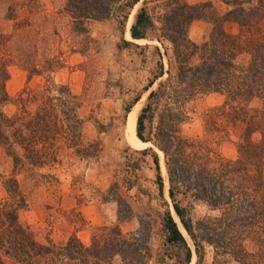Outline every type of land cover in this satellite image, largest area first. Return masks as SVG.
Returning a JSON list of instances; mask_svg holds the SVG:
<instances>
[{
    "label": "trees",
    "instance_id": "trees-1",
    "mask_svg": "<svg viewBox=\"0 0 264 264\" xmlns=\"http://www.w3.org/2000/svg\"><path fill=\"white\" fill-rule=\"evenodd\" d=\"M140 1L67 0V10L76 25L85 29L89 21H105L118 14L127 19ZM153 1L162 3L151 9L148 1L144 2L131 36L147 39L150 32L159 30L160 37L172 45L177 72H166L164 63H160L156 79L147 89L166 73L169 78L150 94L138 120L137 135L143 142H154L165 154L174 210L194 242L199 262L204 258L205 244H209L217 257L229 256L239 264H264V0H227L232 7L225 14L217 12L210 1ZM162 6L164 12L158 15L155 10ZM198 20L213 24L209 40L202 44L189 38V29ZM230 22L239 26V33L227 31ZM245 55L249 58L240 61ZM6 56L5 44L0 40V145L13 157L16 170L57 163L67 149L75 150L82 158L99 156L103 152L101 143L84 141L86 121L76 109L79 98L67 86L53 85L41 94L22 95L18 98L21 110L14 116L6 114L2 107L9 98ZM211 92L225 94L227 101L207 116V131L238 128L242 135L236 159L224 157L209 140H192L181 133L180 126L189 118L190 103ZM255 101L262 103L261 107H252ZM156 117V131L146 136V119ZM146 151L154 153L157 181L164 193L160 156L153 148ZM4 186L7 197L0 199V264H7L6 258L23 264H37V260H45V264H112L116 257H121L124 264L149 263L151 233L146 221L141 222L137 232L129 234L119 224L101 228L91 245L76 235L64 246L52 242L45 245L21 223V212L28 204L19 180L12 177L5 180ZM118 188L113 186L111 194L120 205L119 220L125 221L132 211ZM179 195L183 199L179 200ZM185 200L191 205L206 204L218 214L195 221L190 205L183 204ZM181 224L172 211L166 212V243L178 250L174 264H191L194 249Z\"/></svg>",
    "mask_w": 264,
    "mask_h": 264
},
{
    "label": "rangeland",
    "instance_id": "rangeland-1",
    "mask_svg": "<svg viewBox=\"0 0 264 264\" xmlns=\"http://www.w3.org/2000/svg\"><path fill=\"white\" fill-rule=\"evenodd\" d=\"M148 1L153 9L161 3L141 0L124 19L118 14L105 21H89L85 29L78 27L67 10V0H0V40L6 48L8 80L5 83L8 100L2 107L8 116L21 110L20 96L41 94L50 86H67L78 96L79 116L86 121L84 141L100 142L103 152L96 157L82 158L75 150H65L57 163L31 167L18 172L14 159L0 145V199L7 197L4 182L16 177L27 197L28 207L20 220L29 227L38 242L64 246L74 235L91 245L95 233L104 227L120 225L124 233L137 232L141 222H147L151 233L152 257L148 264H174L177 249L166 243L163 218L172 211L178 222L170 197V179L165 154L154 142L138 140V120L149 103V96L166 82L169 74L161 77L147 89L160 69L177 72L170 42L161 38V32H150L147 39H134L131 29L141 8ZM190 4L212 2L217 12L231 9L227 0H187ZM257 0H254L256 2ZM156 13L164 12L158 7ZM161 28V23L157 22ZM228 32L239 33V26L230 22ZM213 24L206 20L192 23L189 38L202 44L209 40ZM126 42H130L127 44ZM159 48V50H158ZM249 58L242 56L240 61ZM0 70V85H1ZM1 91V90H0ZM1 93V92H0ZM57 95V91L52 92ZM1 99V95H0ZM227 101V96L211 92L199 96L189 105V118L181 126L183 136L192 140H209L212 147L227 159L239 155L241 131L230 128L210 133L207 116L215 113ZM255 101L252 107H261ZM36 109V105L32 106ZM130 109V113L128 112ZM145 135L155 132L158 118L146 119ZM104 126V129H101ZM153 148L160 156L164 177V193L157 181ZM118 185V193L129 205L132 215L120 221L119 203L112 197L111 188ZM178 199H183L182 195ZM196 220L218 213L203 203L190 204ZM126 209V206H124ZM194 249L191 264H239L229 256H218L215 248L205 244L204 258L199 262L194 242L181 224ZM7 264H23L6 258ZM45 264V260H37ZM57 264H68L58 262ZM112 264H124L116 257Z\"/></svg>",
    "mask_w": 264,
    "mask_h": 264
},
{
    "label": "bare ground",
    "instance_id": "bare-ground-1",
    "mask_svg": "<svg viewBox=\"0 0 264 264\" xmlns=\"http://www.w3.org/2000/svg\"><path fill=\"white\" fill-rule=\"evenodd\" d=\"M138 140L140 141V139L138 138Z\"/></svg>",
    "mask_w": 264,
    "mask_h": 264
}]
</instances>
